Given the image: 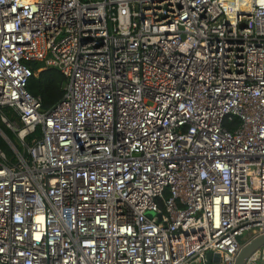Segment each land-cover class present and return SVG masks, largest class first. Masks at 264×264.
Masks as SVG:
<instances>
[{
  "label": "built area",
  "instance_id": "obj_1",
  "mask_svg": "<svg viewBox=\"0 0 264 264\" xmlns=\"http://www.w3.org/2000/svg\"><path fill=\"white\" fill-rule=\"evenodd\" d=\"M29 62L67 79L49 111ZM0 122V264H235L264 234V0H0Z\"/></svg>",
  "mask_w": 264,
  "mask_h": 264
},
{
  "label": "trees",
  "instance_id": "obj_2",
  "mask_svg": "<svg viewBox=\"0 0 264 264\" xmlns=\"http://www.w3.org/2000/svg\"><path fill=\"white\" fill-rule=\"evenodd\" d=\"M28 65L36 74L30 80L28 90L33 96L41 99L43 111H49L64 98L67 79L56 68H47L40 71V69L43 67L42 63L29 62ZM5 110H9L11 112V114L9 115H11V118L13 119L12 110L5 108L2 110L3 114L7 113ZM0 127L11 140H15L16 137L9 128L1 124V122ZM40 133V130H38L36 134H34L28 139V142L33 143L36 138L40 135ZM0 146L5 149L7 153H9V156L11 155L7 144L1 138Z\"/></svg>",
  "mask_w": 264,
  "mask_h": 264
},
{
  "label": "water",
  "instance_id": "obj_3",
  "mask_svg": "<svg viewBox=\"0 0 264 264\" xmlns=\"http://www.w3.org/2000/svg\"><path fill=\"white\" fill-rule=\"evenodd\" d=\"M264 247V234L256 237L242 248L235 264H246L247 259ZM211 264V263H209Z\"/></svg>",
  "mask_w": 264,
  "mask_h": 264
},
{
  "label": "rangeland",
  "instance_id": "obj_4",
  "mask_svg": "<svg viewBox=\"0 0 264 264\" xmlns=\"http://www.w3.org/2000/svg\"><path fill=\"white\" fill-rule=\"evenodd\" d=\"M7 113H6V115L9 117V118H11V115H9V114H11V112L9 111V110H5ZM21 144V143H20ZM7 152V151H6ZM9 154V153H8ZM248 235H246L244 238H246Z\"/></svg>",
  "mask_w": 264,
  "mask_h": 264
}]
</instances>
